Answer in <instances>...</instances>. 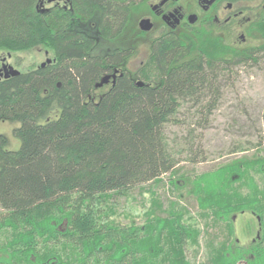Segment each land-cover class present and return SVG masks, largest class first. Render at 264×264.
I'll use <instances>...</instances> for the list:
<instances>
[{"label": "trees", "instance_id": "1", "mask_svg": "<svg viewBox=\"0 0 264 264\" xmlns=\"http://www.w3.org/2000/svg\"><path fill=\"white\" fill-rule=\"evenodd\" d=\"M42 3L0 0V62L9 54L19 70L0 76V122L17 123L19 140L9 148L0 131V264H264V144L198 172L165 132L184 104L207 120L221 81L264 55V21L258 42L237 45L205 23L142 33L147 0ZM36 47L49 62L21 61ZM135 186L144 207L117 210L113 196ZM185 196L232 235L197 263ZM244 211L261 231L246 245L233 236Z\"/></svg>", "mask_w": 264, "mask_h": 264}, {"label": "rangeland", "instance_id": "2", "mask_svg": "<svg viewBox=\"0 0 264 264\" xmlns=\"http://www.w3.org/2000/svg\"><path fill=\"white\" fill-rule=\"evenodd\" d=\"M246 42H258V40L250 39ZM144 52L145 47L142 45L141 48L139 47L138 54L142 55ZM19 56L22 57L21 61L34 64L50 58L48 52L38 47L27 52H20ZM7 60L16 67L11 55ZM138 60L139 57L133 59L129 62V66L134 67ZM195 109L194 106L189 107L188 104H184L176 114L177 121L165 126L167 141L177 152L178 164L182 167L199 172L211 168L217 162L226 161L243 153L249 154L260 146V142L263 145L264 55L257 63L237 64L231 79L221 81L216 106L209 113L206 121L199 118ZM15 124L17 123L0 122V131L7 135L9 148H15L19 144L18 138L11 132ZM189 149L190 155L195 156V161L186 154ZM147 197V192L135 186L128 193L115 195L112 199L117 210L124 209L130 214H135L144 207ZM183 202L196 217L202 230L195 258L197 263L205 257L210 246L223 247L231 241L232 235L225 221L216 219L209 212L200 209L193 198L185 196ZM232 217L233 236L240 244L246 245L260 235L261 231L255 214L244 211ZM125 220L127 218H124ZM191 259H193L192 256Z\"/></svg>", "mask_w": 264, "mask_h": 264}, {"label": "flooded vegetation", "instance_id": "3", "mask_svg": "<svg viewBox=\"0 0 264 264\" xmlns=\"http://www.w3.org/2000/svg\"><path fill=\"white\" fill-rule=\"evenodd\" d=\"M65 2L43 0L45 5L59 3L65 6ZM142 17L149 18L152 23L148 30L139 28L147 35L173 32L186 26L205 23L232 43L244 45L253 43L247 40L257 39V27L264 21V0H147V8L141 9L136 20L137 26ZM190 17H194V20L190 21ZM7 57L1 59V71L2 63L11 64ZM112 76L105 84L113 81Z\"/></svg>", "mask_w": 264, "mask_h": 264}, {"label": "water", "instance_id": "4", "mask_svg": "<svg viewBox=\"0 0 264 264\" xmlns=\"http://www.w3.org/2000/svg\"><path fill=\"white\" fill-rule=\"evenodd\" d=\"M47 1H52V0H47ZM42 2H43V0H40V3H42ZM192 16H194V15H192ZM193 20H194V17H190V21H193ZM138 26H139L140 29L148 30V29L151 28L152 23H151L149 18L142 17L138 21ZM48 61H50V58H47L46 60L41 61L40 64L43 65L45 62H48ZM1 68H2V71L0 69V71H1L0 73H3L4 76H7L9 73L10 74H16V73L19 72V70L17 68H15L11 64L2 63V67ZM109 76L110 75H108V74L102 76L101 79L97 82V86L107 82ZM137 83L141 84V81L138 80Z\"/></svg>", "mask_w": 264, "mask_h": 264}, {"label": "bare ground", "instance_id": "5", "mask_svg": "<svg viewBox=\"0 0 264 264\" xmlns=\"http://www.w3.org/2000/svg\"><path fill=\"white\" fill-rule=\"evenodd\" d=\"M2 73H0V75H1ZM4 76V75H3Z\"/></svg>", "mask_w": 264, "mask_h": 264}]
</instances>
